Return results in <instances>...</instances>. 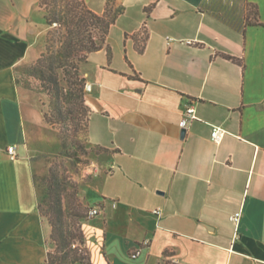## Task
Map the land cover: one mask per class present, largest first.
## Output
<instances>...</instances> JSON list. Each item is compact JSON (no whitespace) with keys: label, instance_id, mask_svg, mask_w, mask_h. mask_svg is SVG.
I'll return each mask as SVG.
<instances>
[{"label":"crops","instance_id":"1","mask_svg":"<svg viewBox=\"0 0 264 264\" xmlns=\"http://www.w3.org/2000/svg\"><path fill=\"white\" fill-rule=\"evenodd\" d=\"M107 1L86 0L99 14ZM118 1L80 64L90 143L109 151L80 184L100 214L81 219L91 263L77 264H264V0ZM40 3L0 0V264H48L51 250L38 177L62 142L18 82L46 49ZM190 102L200 119L182 128ZM211 124L228 130L220 144Z\"/></svg>","mask_w":264,"mask_h":264},{"label":"trees","instance_id":"2","mask_svg":"<svg viewBox=\"0 0 264 264\" xmlns=\"http://www.w3.org/2000/svg\"><path fill=\"white\" fill-rule=\"evenodd\" d=\"M107 1L102 14L93 11L86 0H41L46 23L56 27L48 32L46 49L32 66L31 73L37 78L51 99L52 113L45 114L48 122L71 121L77 130L89 134L91 111L86 102V79L80 74V64L88 55L103 47L110 30L125 6L114 7ZM145 41L146 35H144ZM144 45L140 48L143 51ZM65 147V138L61 136ZM76 145L87 153L85 144ZM46 192L40 197L39 210L52 227L50 241L55 246L47 256L48 264L91 263L81 219L88 215L82 208L71 211V223L64 218V194L67 185L51 168L44 179ZM82 207V205H78Z\"/></svg>","mask_w":264,"mask_h":264},{"label":"rangeland","instance_id":"3","mask_svg":"<svg viewBox=\"0 0 264 264\" xmlns=\"http://www.w3.org/2000/svg\"><path fill=\"white\" fill-rule=\"evenodd\" d=\"M111 2V4L115 2L114 7L120 4L118 0H111ZM54 28L49 26V31ZM32 66L28 65L25 68L19 70V85L23 89V92L28 100H30V93L33 94L35 99H37L41 105L44 116L45 114L50 116L52 113L50 96L48 95L47 91L40 86L37 78L31 73ZM48 123L57 130L60 139L61 136H63L66 142V146L64 147L61 140L62 149L60 150V153L50 157L48 160L50 162L49 169L53 168L58 173L60 180L64 181L67 185V190L64 194V208H66L64 218L66 222L68 221L71 223L74 221V219L70 217L69 214L71 211H75L74 209L76 208H82V211L88 215L92 205L89 207L83 203L79 195L80 184L85 182L87 183L100 175L105 165L103 156H105L109 150L106 148L93 146L90 143L89 134L83 133L82 129L77 130L75 124L71 121H67L66 123ZM76 140H80L85 144L87 153H83L81 148L76 145ZM49 174L50 170L46 176L38 177L41 197L44 195L43 193L46 192V186L43 181L49 176ZM80 204L82 207L78 206ZM87 217L89 218V216ZM50 247L51 250L55 249V246L51 243V241ZM92 249H95L93 244Z\"/></svg>","mask_w":264,"mask_h":264},{"label":"built area","instance_id":"4","mask_svg":"<svg viewBox=\"0 0 264 264\" xmlns=\"http://www.w3.org/2000/svg\"><path fill=\"white\" fill-rule=\"evenodd\" d=\"M187 43H194V41L192 40H187ZM89 84H86V90L89 89ZM183 118L180 121V126L182 128H188L190 126V124L197 120L200 119L198 114H197V109H196V105L193 102H190L186 105L185 109H184V113H183ZM212 130H211V140L213 142H215L216 144H220L224 137L227 135L228 130L225 129L223 126L221 125H214L211 124ZM6 152L10 155L11 158H16L17 157V152H16V146L15 145H8L5 148ZM1 151V149H0ZM158 214H160V211H157ZM100 214V209L99 207H92L90 208L89 212H88V216L89 217H95L97 215ZM242 215L243 212L242 210H238L236 212H234L231 216H230V220L234 223L235 225V229H236V238L238 237V232H239V228H240V223L242 220ZM150 242L149 239H145L143 242V245H148ZM141 254V250L137 249L134 250L131 253V257L136 258Z\"/></svg>","mask_w":264,"mask_h":264},{"label":"water","instance_id":"5","mask_svg":"<svg viewBox=\"0 0 264 264\" xmlns=\"http://www.w3.org/2000/svg\"><path fill=\"white\" fill-rule=\"evenodd\" d=\"M185 132H186V131H185V130H183V135H185Z\"/></svg>","mask_w":264,"mask_h":264}]
</instances>
